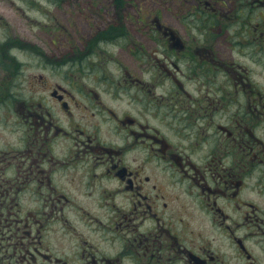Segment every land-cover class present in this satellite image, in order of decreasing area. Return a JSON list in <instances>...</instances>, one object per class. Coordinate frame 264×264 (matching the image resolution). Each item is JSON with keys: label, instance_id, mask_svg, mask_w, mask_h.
I'll use <instances>...</instances> for the list:
<instances>
[{"label": "flooded vegetation", "instance_id": "flooded-vegetation-1", "mask_svg": "<svg viewBox=\"0 0 264 264\" xmlns=\"http://www.w3.org/2000/svg\"><path fill=\"white\" fill-rule=\"evenodd\" d=\"M111 1L60 57L0 13V264H264V94L214 30L262 47L264 0Z\"/></svg>", "mask_w": 264, "mask_h": 264}, {"label": "rangeland", "instance_id": "rangeland-1", "mask_svg": "<svg viewBox=\"0 0 264 264\" xmlns=\"http://www.w3.org/2000/svg\"><path fill=\"white\" fill-rule=\"evenodd\" d=\"M249 0H236L238 3L248 4ZM195 0H130L131 5L127 7L132 21L138 16V7L141 9L149 10H168L170 16L174 18V14L179 10H189L190 7H194ZM232 0H219L220 4H231ZM15 5H23L19 0H0V13L7 17L10 21L15 20L17 25H20V35L22 41L29 45V38L31 37L37 43V51L39 53L48 49L55 57L61 55H68L72 52L81 53L83 47L86 45L83 43L85 38L91 35L95 29L102 27L106 24L104 17L98 18V14H104L102 10L108 11V18L113 19L116 11L113 8V1L111 0H58L55 2L36 0L37 7L35 9L25 8L23 10L16 11ZM260 12L254 11L251 13L252 27L259 23L261 27L259 30L264 31V7L257 6ZM243 9V8H241ZM246 12L241 10L243 15L249 14L248 9ZM22 13V14H21ZM161 14L166 12H161ZM23 14L26 18L23 17ZM261 16V21L259 19ZM30 18L35 19L37 24L30 23ZM247 19V18H246ZM220 24H216L214 30H219L221 35H228L235 39V41L241 39L244 44L236 43L230 45L232 48L233 58L240 63L241 66L246 67L247 74H250L254 82L260 83L262 93L264 94V44L261 46L256 45L257 40L253 43H249L252 35L250 31H246L242 23L227 22L220 19ZM137 23H135L136 25ZM11 25V22H10ZM51 27L54 29L51 30ZM250 27V28H252ZM220 28V29H219ZM244 28V29H243ZM242 31V33H240ZM29 33V35H27ZM257 32L253 31V35ZM137 35V34H136ZM70 41V42H69ZM243 53H241L240 49ZM115 51V50H114ZM147 53L150 54L148 51ZM135 61L132 60L131 67L135 68ZM109 72L111 74H118L116 66L110 65ZM92 85L97 86L94 82ZM160 91V90H159ZM264 98V96H263ZM125 101V98H122ZM122 101L113 102L117 104L118 109H124L120 104ZM124 104V102H122ZM125 105V104H124Z\"/></svg>", "mask_w": 264, "mask_h": 264}, {"label": "trees", "instance_id": "trees-1", "mask_svg": "<svg viewBox=\"0 0 264 264\" xmlns=\"http://www.w3.org/2000/svg\"><path fill=\"white\" fill-rule=\"evenodd\" d=\"M54 1H58V0H54Z\"/></svg>", "mask_w": 264, "mask_h": 264}]
</instances>
